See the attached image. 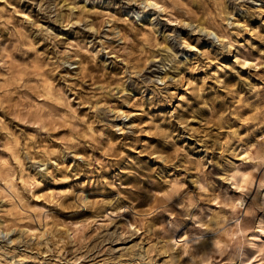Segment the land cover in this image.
Returning a JSON list of instances; mask_svg holds the SVG:
<instances>
[{"label": "rangeland", "instance_id": "obj_1", "mask_svg": "<svg viewBox=\"0 0 264 264\" xmlns=\"http://www.w3.org/2000/svg\"><path fill=\"white\" fill-rule=\"evenodd\" d=\"M264 0H0V264H264Z\"/></svg>", "mask_w": 264, "mask_h": 264}, {"label": "bare ground", "instance_id": "obj_2", "mask_svg": "<svg viewBox=\"0 0 264 264\" xmlns=\"http://www.w3.org/2000/svg\"><path fill=\"white\" fill-rule=\"evenodd\" d=\"M262 200H263V202H264V193H263V197H262ZM263 231H264V229H262Z\"/></svg>", "mask_w": 264, "mask_h": 264}]
</instances>
